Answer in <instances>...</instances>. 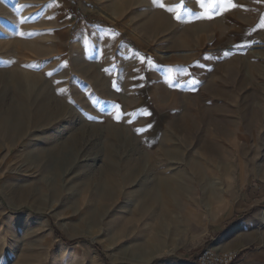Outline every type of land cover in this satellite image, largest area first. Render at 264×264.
<instances>
[{
    "label": "rangeland",
    "instance_id": "rangeland-1",
    "mask_svg": "<svg viewBox=\"0 0 264 264\" xmlns=\"http://www.w3.org/2000/svg\"><path fill=\"white\" fill-rule=\"evenodd\" d=\"M232 2L209 19L199 0H0V264H197L247 221L264 264V0ZM29 93L64 110L24 104L14 130ZM109 148L147 168L103 197Z\"/></svg>",
    "mask_w": 264,
    "mask_h": 264
},
{
    "label": "bare ground",
    "instance_id": "bare-ground-1",
    "mask_svg": "<svg viewBox=\"0 0 264 264\" xmlns=\"http://www.w3.org/2000/svg\"><path fill=\"white\" fill-rule=\"evenodd\" d=\"M218 23H219V21H218ZM3 77H5V76H3ZM40 87H41V85H40ZM35 99H36L35 94L34 93L33 94L29 93V96H26L25 97V100H24V102L21 105L20 104H16V106L14 105V106H12L10 108V113L8 114V116H9V119L11 120V127L14 130H21V129H23V127H24V125L26 123L25 122L26 121L25 120V114H24V112H25L24 110L26 109L25 108L26 106L24 104L29 105L30 102L31 103H35L36 102L37 103V108H38L37 111H39L40 109H42L43 111H49L51 109V106L49 104H46L45 103V100L43 102L42 101L41 102H37V100H35ZM61 109L64 110V108L63 107L61 108L60 106L58 108H54L53 107L51 109V111L49 112L48 116H54L55 114H59L60 112H62ZM107 131L111 135L112 140H114V142L115 141H119L122 144H124V147H126V145L130 146V145L133 144L132 137L126 135L127 133L125 132V130L118 129L115 126H110L109 128H107ZM78 134H75V135H78ZM30 154L31 153H29V156H30ZM41 154H42V152H40V155ZM55 155H58V154H55ZM165 156L168 157L169 154L166 155V153H165ZM29 158H30V160L31 159H36V156L35 155H32V157L30 156ZM62 158H63V155L62 154H59L58 157L50 156L48 158V160H51V161L57 163V161L62 160ZM114 158H115V156H114L113 149L109 148L108 149V153H107V164H108L107 165V169L108 170L106 169V172H105V174H106V180H104L103 182H101L102 184L100 185V188L98 189V192H96L99 195H103V197H107L108 196L107 195L108 192H110L112 190L114 184L116 183V179L115 178H116V175L118 173H121V172L123 173V171H124V176L127 175V177H129L128 180H130V178L132 176H134L136 173H137V175H141V174H143V173L146 172L147 164L145 162H143V161H141L140 163L139 162L138 163H133V162H127L126 161V163L123 166H121L119 164V162H117ZM156 183H158V182H156ZM167 183H169V179H166L165 181L159 182L158 185L156 184L155 188L153 189L154 192L152 194V196L153 195L155 196L154 193L161 192V191H163V193L166 192L165 193V197L166 198L163 197V200H164L163 203L166 204L165 205L166 208L167 207H171L172 205H174L172 202L174 200H176V198H177V197H173L174 199H172L171 196L172 195H175V193L178 192L179 190H182L181 187L179 186V184L176 187H173V188L171 187L170 188L169 187V184H167ZM85 186H87V185H85ZM93 187H94V185H93ZM85 189L86 188L84 187V190ZM32 192L33 191H30V189L29 190H25V191L22 190V191H20V195H21L22 198H25V197L27 198V197H30L31 195H33ZM41 193L38 195L39 196L38 197L39 199H41L43 196H45L44 194H41ZM53 196H55V192L54 191H53ZM152 196L149 195V194H146L145 192H143L142 189L140 190V192L138 191V197L140 199H143L144 200V202L141 203V204L143 206H145V207H147V205H149V199L152 200V204L153 205H156V204H159V203L161 204L162 203V201H161L162 199H159V197L156 198V197H152ZM55 197L57 198V195ZM177 222H178V219H177Z\"/></svg>",
    "mask_w": 264,
    "mask_h": 264
},
{
    "label": "crops",
    "instance_id": "crops-1",
    "mask_svg": "<svg viewBox=\"0 0 264 264\" xmlns=\"http://www.w3.org/2000/svg\"><path fill=\"white\" fill-rule=\"evenodd\" d=\"M164 146L165 143H163L162 147L164 148ZM213 218L215 219V222L224 220V218L221 216V212L215 213V216L213 214ZM249 225L250 222L248 221L238 225V227L232 233H230V235L224 237V239L218 245L214 246L213 244V248L220 252H227L232 249H238L243 252L241 259L243 260L244 264H251L252 261L255 260L257 255L249 250V246L245 243L246 237L238 236L240 229L245 230Z\"/></svg>",
    "mask_w": 264,
    "mask_h": 264
},
{
    "label": "built area",
    "instance_id": "built-area-1",
    "mask_svg": "<svg viewBox=\"0 0 264 264\" xmlns=\"http://www.w3.org/2000/svg\"><path fill=\"white\" fill-rule=\"evenodd\" d=\"M197 264H244L238 251L217 253L213 248H207L197 256Z\"/></svg>",
    "mask_w": 264,
    "mask_h": 264
},
{
    "label": "snow or ice",
    "instance_id": "snow-or-ice-1",
    "mask_svg": "<svg viewBox=\"0 0 264 264\" xmlns=\"http://www.w3.org/2000/svg\"><path fill=\"white\" fill-rule=\"evenodd\" d=\"M199 2H200V7L204 9L203 17H206L209 19L212 18L211 10L217 6V3H219L224 10L236 7V5L232 2V0H212V3L207 4V5L204 3V0H199ZM153 3H157V0H153ZM160 7H164V5L160 4ZM182 9H183V5H178L175 8L170 7V8H167L166 10L170 13H174L175 18L177 20H181V10ZM261 26L264 27V22H262ZM21 35H22V33H21ZM225 55H227V53H225ZM192 83L195 84V83H197V81L193 80ZM119 118L120 117L118 116L117 119H119Z\"/></svg>",
    "mask_w": 264,
    "mask_h": 264
},
{
    "label": "trees",
    "instance_id": "trees-1",
    "mask_svg": "<svg viewBox=\"0 0 264 264\" xmlns=\"http://www.w3.org/2000/svg\"><path fill=\"white\" fill-rule=\"evenodd\" d=\"M179 254H182L181 252H179ZM197 262V258L194 259Z\"/></svg>",
    "mask_w": 264,
    "mask_h": 264
}]
</instances>
